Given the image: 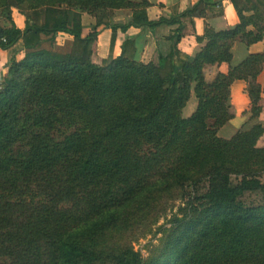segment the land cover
<instances>
[{"label": "trees", "instance_id": "1", "mask_svg": "<svg viewBox=\"0 0 264 264\" xmlns=\"http://www.w3.org/2000/svg\"><path fill=\"white\" fill-rule=\"evenodd\" d=\"M257 2L250 8L260 20ZM148 4L0 0V18L10 24H0V48L12 50L0 80V264H142L119 234L132 214L174 194L182 203L167 264H264V203L242 201L246 192L264 193V182L254 178L264 170V146L256 144L264 127L217 135L233 116L234 80L247 82L257 115L264 54H249L211 80L202 74L206 64L231 60L235 40L261 39L264 19L254 21L256 32L246 30L251 18L237 8L236 27L206 25L202 49L183 55L178 17L193 7L154 20ZM13 7L25 16L23 28L11 19ZM127 8L126 22L113 20L114 9ZM82 13L96 20L85 36ZM166 22H178L166 56L137 60L136 40L128 36L119 55L93 60L98 26L111 28L112 45L117 29L142 26V36ZM58 33L76 40L81 52L55 42ZM192 91L197 106L181 116Z\"/></svg>", "mask_w": 264, "mask_h": 264}, {"label": "crops", "instance_id": "2", "mask_svg": "<svg viewBox=\"0 0 264 264\" xmlns=\"http://www.w3.org/2000/svg\"><path fill=\"white\" fill-rule=\"evenodd\" d=\"M140 1V0H133ZM149 2L146 7V14L148 19L157 20L160 17L170 18L178 17L185 9L193 7L192 14L180 15L178 18L183 23L182 33L177 42V48L183 55H196L206 43L203 37L205 26L213 28L214 30L232 29L239 24V16L237 8L251 18V22L246 25V30L256 32V27L253 25L254 21L262 23L264 19V0H255L258 5L259 16L256 19L253 14V8H250L251 1L254 0H145ZM113 20L116 22H126L132 14L130 8L127 9H114ZM11 19L19 28L25 25V16L16 7L11 10ZM95 17L92 14L82 13L83 28L81 36H85L91 30V25L95 22ZM0 24L3 27H8V21L0 18ZM178 22H166L155 28V30L144 31L143 35L139 34L143 31L142 26L130 25L125 31L117 29L115 31L114 43L111 45L110 27L98 26L99 31L96 34V41H98L99 49L98 56L106 58L110 55L117 56L121 52V44L128 36H133L135 41L134 56L137 60L148 62L155 60L157 52H161L164 56L170 52L171 40L168 35L175 29ZM61 34L62 38H70L64 33ZM57 34V35H58ZM56 35V36H57ZM200 37L201 40L198 39ZM231 60L229 62L222 61L213 64H206L202 70L203 77L206 80H211L217 72H226L230 67H235L243 62L249 54L263 53L264 54V33L261 39L253 41L249 44L235 40L230 46ZM22 49L15 53L17 59L23 56ZM12 57V50H2L0 48V77L5 74L9 61ZM257 82L260 85V98H259V111L257 115L251 114V99L247 92V82L243 80H234L229 86L230 96V112L233 115L217 130V135L223 138H231L238 130L244 126L260 123L264 127V64L261 70L256 74ZM197 98L194 92H191L189 99L186 101L183 108H181V116H189L190 113L197 106ZM260 137H264L263 134Z\"/></svg>", "mask_w": 264, "mask_h": 264}, {"label": "rangeland", "instance_id": "3", "mask_svg": "<svg viewBox=\"0 0 264 264\" xmlns=\"http://www.w3.org/2000/svg\"><path fill=\"white\" fill-rule=\"evenodd\" d=\"M60 35L58 34L55 37V42L58 44L66 43L67 51L71 54H79L81 52L82 45L76 40L62 38ZM92 48L94 52L93 60L101 63L97 54L99 49L98 41ZM2 77H0V80H2ZM256 144L257 146H264V137H259ZM256 176L254 178L264 182V170L256 174ZM231 179L235 180V176L231 175ZM242 201L245 205L263 204L264 193L258 190L246 192ZM181 203L182 200L180 196L178 197V194L166 195L158 201L152 202L144 210L135 212L124 226V231L119 234V241L123 246L131 243L134 249L140 252L142 264H167L170 259L167 249H170L175 239V233L172 230L174 225L173 215L180 216V214L175 213Z\"/></svg>", "mask_w": 264, "mask_h": 264}]
</instances>
